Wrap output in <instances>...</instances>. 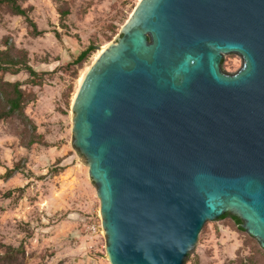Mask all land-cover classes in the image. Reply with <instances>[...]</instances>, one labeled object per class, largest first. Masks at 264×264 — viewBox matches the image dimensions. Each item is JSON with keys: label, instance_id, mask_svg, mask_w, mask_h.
<instances>
[{"label": "water", "instance_id": "obj_1", "mask_svg": "<svg viewBox=\"0 0 264 264\" xmlns=\"http://www.w3.org/2000/svg\"><path fill=\"white\" fill-rule=\"evenodd\" d=\"M72 111L111 264H185L226 213L264 248V0L140 1Z\"/></svg>", "mask_w": 264, "mask_h": 264}, {"label": "rangeland", "instance_id": "obj_2", "mask_svg": "<svg viewBox=\"0 0 264 264\" xmlns=\"http://www.w3.org/2000/svg\"><path fill=\"white\" fill-rule=\"evenodd\" d=\"M138 3L26 0L23 6L41 35L24 17L0 9V49L25 54L43 73L39 85L27 71L2 75L19 81L27 94L28 120L0 119V174L17 168L11 178H0V251L5 245L23 247L24 264H111L101 201L72 145V104L96 53L118 37ZM90 46L86 61L74 64ZM242 65L241 56L228 54L221 66L235 73ZM32 139L37 142L30 145ZM185 264H264V248L226 217L205 224Z\"/></svg>", "mask_w": 264, "mask_h": 264}, {"label": "trees", "instance_id": "obj_3", "mask_svg": "<svg viewBox=\"0 0 264 264\" xmlns=\"http://www.w3.org/2000/svg\"><path fill=\"white\" fill-rule=\"evenodd\" d=\"M26 0H0V9L5 8L14 15L24 17L29 25L32 27V31L35 35H41L43 30H39L36 22L30 17L29 10L23 6V2ZM68 10H63L62 15H68ZM60 37V33L56 32ZM93 46L83 50L78 58L74 61V64H82L91 55ZM21 71H27L30 74V81L33 85H39L43 82V73L35 70V68L29 64L27 56L15 54L12 48L0 49V119H7L12 117H18L23 122L28 120L25 115V105L27 102V94L22 89V84L17 82L4 81L2 75L5 73H11L13 75L20 73ZM37 141L32 139L30 145ZM17 168H8L4 174H0V178H11ZM231 217L237 227L241 231H245L242 228L243 220L235 214L226 213L219 219ZM25 249L21 246L16 247L12 245H5L4 249L0 251V264H24Z\"/></svg>", "mask_w": 264, "mask_h": 264}, {"label": "bare ground", "instance_id": "obj_4", "mask_svg": "<svg viewBox=\"0 0 264 264\" xmlns=\"http://www.w3.org/2000/svg\"><path fill=\"white\" fill-rule=\"evenodd\" d=\"M139 2L142 0H138ZM109 47V44L107 46H103L99 49V51L95 55V61L99 59V57L106 51V49ZM87 74V73H86ZM84 80V79H83ZM81 85V84H80Z\"/></svg>", "mask_w": 264, "mask_h": 264}]
</instances>
